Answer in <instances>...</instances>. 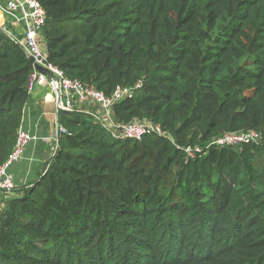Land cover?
<instances>
[{
	"label": "trees",
	"instance_id": "trees-1",
	"mask_svg": "<svg viewBox=\"0 0 264 264\" xmlns=\"http://www.w3.org/2000/svg\"><path fill=\"white\" fill-rule=\"evenodd\" d=\"M39 1L49 60L106 94L141 80L111 116L166 134L59 110L54 156L1 193L0 264H264V0ZM33 71L0 27V164ZM250 129L263 140L210 143Z\"/></svg>",
	"mask_w": 264,
	"mask_h": 264
},
{
	"label": "built area",
	"instance_id": "built-area-1",
	"mask_svg": "<svg viewBox=\"0 0 264 264\" xmlns=\"http://www.w3.org/2000/svg\"><path fill=\"white\" fill-rule=\"evenodd\" d=\"M0 11L8 21V24L5 23L1 26L2 30L13 39L19 40L27 53L32 55L34 59V71L29 82L30 91L36 84L50 85L59 110L85 112L119 138L138 140L148 133L166 134L160 124L149 119H134L127 123H117L111 116L114 104L132 97L136 88L141 86V80L132 86L117 85L111 94H106L95 85L66 76L61 68L49 60L42 35L47 21V12L39 0H0ZM10 25L21 28V31L15 32L9 27ZM35 64L48 69L52 76L39 72ZM65 132H67L66 127L59 123L57 118L56 129L51 137L53 144L50 156H54L58 146V138ZM35 138V135L23 128L20 129L13 151L6 161L0 164V196L2 192L11 191L15 187L13 179L8 175V168L22 157L25 149ZM169 139L174 142L171 136ZM262 140L263 134L260 131L250 129L241 132H226L214 138L210 143L225 146ZM182 149L185 151L187 159L193 157L200 150L199 146H187Z\"/></svg>",
	"mask_w": 264,
	"mask_h": 264
},
{
	"label": "crops",
	"instance_id": "crops-1",
	"mask_svg": "<svg viewBox=\"0 0 264 264\" xmlns=\"http://www.w3.org/2000/svg\"><path fill=\"white\" fill-rule=\"evenodd\" d=\"M5 23L8 24V21L0 11V27ZM9 27L15 32L21 31V28L14 25ZM58 113L56 98L50 85H34L25 105L22 128L36 138L7 171L16 187L31 182L43 171L52 152L51 137L56 129Z\"/></svg>",
	"mask_w": 264,
	"mask_h": 264
},
{
	"label": "water",
	"instance_id": "water-1",
	"mask_svg": "<svg viewBox=\"0 0 264 264\" xmlns=\"http://www.w3.org/2000/svg\"><path fill=\"white\" fill-rule=\"evenodd\" d=\"M28 56H29L30 60L34 61L32 55L28 54ZM35 67H36V69H37L39 72H41V73H43V74H47V75H49L50 77L52 76V73H51L48 69H46L45 67H43V66H41V65H39V64H35Z\"/></svg>",
	"mask_w": 264,
	"mask_h": 264
}]
</instances>
